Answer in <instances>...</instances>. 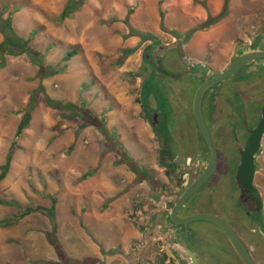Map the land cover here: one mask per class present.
I'll use <instances>...</instances> for the list:
<instances>
[{"label":"rangeland","instance_id":"obj_1","mask_svg":"<svg viewBox=\"0 0 264 264\" xmlns=\"http://www.w3.org/2000/svg\"><path fill=\"white\" fill-rule=\"evenodd\" d=\"M66 3L0 0L2 17H11L20 36L32 38L26 52L7 54L0 68V173L12 155L0 180V200L16 202L0 203V218L19 206L55 202L53 219L40 209L0 229V264H189L185 255L160 263L170 242L149 222L164 221L160 211L168 212L183 192L160 163L167 140L181 163L178 173L184 168L189 173L178 179L185 183L195 176L200 156L189 166L184 162L198 144L193 98L199 82L177 77L187 66L174 50L160 57L162 70L144 62V53L152 60L160 44L178 42L194 64L222 68L243 39L264 34V0H84L62 20ZM71 51L77 54L65 60ZM146 90L153 96L147 100ZM147 101L162 113L172 108L166 111L167 137L151 126ZM30 107L31 120L18 135ZM203 112L210 123L206 95ZM235 135L215 133L218 162L211 183L193 193L180 214L200 198L202 210L212 197L235 208L240 142ZM256 159V182L264 194V139ZM187 228L184 245L201 264H239L214 224L194 220ZM256 258L264 264V243Z\"/></svg>","mask_w":264,"mask_h":264},{"label":"flooded vegetation","instance_id":"obj_2","mask_svg":"<svg viewBox=\"0 0 264 264\" xmlns=\"http://www.w3.org/2000/svg\"><path fill=\"white\" fill-rule=\"evenodd\" d=\"M241 44L242 45L238 47L237 55H234L232 58H230L228 62H226V65L224 67L216 69L212 67L210 63H207L204 66L201 64H194L197 65V68H200L199 71H197L198 69L196 70L186 67L187 69L177 71V77H180V75H189L187 79H197L200 85L207 78H210L215 74L219 73L220 71L226 69L240 55L251 51L264 50V34H261L255 38L243 39V43ZM161 56L162 55L159 54L153 56L152 61L155 62L154 66H158L160 64ZM206 65H208V67ZM209 67H211L212 69V71L210 72H208ZM156 72L157 71H155L154 74ZM227 79H230V83L227 88L223 84L224 81H226L225 79L224 81H221L210 87L204 94V96L206 95L207 98V107L211 111L210 123H207L212 133V136H214L215 133L219 134L225 133L226 131H232L233 134H236L235 137L240 138L238 161V163H240V151L245 146V143L249 138L250 130L255 128L262 118V108L264 106V58H256L244 63L234 72V74H232ZM145 92L146 97H148L146 98L147 100L149 99V96H152V92L150 90H146ZM172 96V94H169L166 99V102L171 106L173 104ZM156 105V102L155 105H151L147 101L146 109L152 113L150 122L151 126L158 127L160 132L164 133L165 137V134H167V132L171 130V128L169 127L170 125L166 124L168 118V113H166V111L170 112L172 111V108L168 107L166 110L164 109L165 113H162L158 108L159 106ZM155 116L156 119L154 118ZM155 121L157 122L156 125L154 124ZM194 121L196 125L195 128L197 129L199 135L198 144H196L195 146V153L193 157H187L184 162L186 163V165L189 166L193 158H196V156H200L199 160L194 163L196 168L193 180L207 166L210 157V154L209 156L204 157V150H206L208 153L209 150L208 148L205 149L203 147L204 139L199 132L195 118ZM163 124L164 126H162ZM169 143L170 142H168V140L165 142L160 163L165 169V174L167 175V177H174L177 186L180 185V187H182V191H184V189L193 180H188L184 183V181L182 182V180L178 179V174H180L181 177H187L189 173L185 171V168L181 170L180 173H178V169L181 163L180 161H178L179 158H176L175 156L171 155L173 151L171 150ZM187 168L189 167H186V169ZM256 168L258 171L257 159ZM214 173L199 189H201L206 183H211V178L213 177ZM151 180H154V178ZM178 180L180 184L178 183ZM254 184L260 192L261 202H259L255 196H252L250 192H248L246 189H241V186L238 185V183L236 182L235 174L234 185L237 192L234 199V209H229L228 207H226L224 201L217 204L215 202V199L212 197L208 198V202L206 203V205H209L210 207L207 210H202L205 207V204L202 198H198L199 200H197L195 205L190 210L184 212L183 214H180V210L183 208L182 207L179 210V216L184 217L193 213L201 212L213 213L222 217L238 233L244 245L249 250L256 262L258 264H261L256 258V250L260 244L264 243V194L261 190V186L256 182V174ZM199 189L196 191H199ZM179 196H176L177 198L175 202L177 201ZM173 205L171 206L168 212L160 211L162 213H159V215L163 216L164 221L153 220L149 222V227L152 230L157 229L165 234V237H161L165 240L164 243H167L168 240L170 242L169 247L166 246L167 253H165V257H162L160 259V263H170L174 258L183 259L185 255L186 258L184 259L189 262V264H192L191 257L189 256L186 250V248L188 247L184 245L185 241H183L182 239V237L188 238V235L186 234V232L188 231L187 224H176L171 220L170 212ZM218 205L225 209L227 215H223L222 208L221 211L218 210ZM211 223L214 224L217 229L225 236L226 243L228 245V248L225 247V250H227L229 254H232L239 262V264H245L236 252L235 248L233 247L232 243L230 242L229 238L224 233V231L215 223ZM194 254L196 255L195 252ZM196 258L198 259L197 255Z\"/></svg>","mask_w":264,"mask_h":264},{"label":"water","instance_id":"obj_3","mask_svg":"<svg viewBox=\"0 0 264 264\" xmlns=\"http://www.w3.org/2000/svg\"><path fill=\"white\" fill-rule=\"evenodd\" d=\"M174 50L179 54L183 63L190 69H198L197 65H194L193 60L187 56V53L183 50L182 45L178 42H174L171 44H160L158 46L157 51L153 53L162 55L165 51ZM264 58V50H257L244 53L237 57L226 69L220 71L214 76L207 78L204 82H202L197 88L194 99H193V114L196 120V124L198 126L199 132L202 135L206 147L209 150V162L204 170L198 174V176L184 189L182 194L178 197L177 201L173 205L170 218L176 224H187L188 222L194 220H208L216 225H218L224 233L229 238L233 247L235 248L238 255L241 257L245 264H258L256 260L253 258L249 250L244 245L242 239L238 235V233L234 230V228L222 217L213 214V213H193L184 217L179 216V210L185 205L186 201L190 198V196L198 190L216 171L217 162H218V151L213 141L212 133L209 129L208 123L206 121L204 112H203V97L205 92L212 87L213 85L224 81L229 78L234 72L242 66L244 63L256 59V58ZM153 60V58H152ZM149 60V57L146 53H144V62L151 61L152 65L155 64L154 61ZM155 68L159 67L161 70V64L158 66H154ZM155 68H152L151 76H153L155 72ZM158 71L160 74L162 71ZM177 72V71H176ZM189 75H180V78H187ZM152 80V77H148L145 79L144 83ZM144 86V87H145ZM148 98V97H146ZM156 119V116L154 117ZM156 122V121H155ZM154 124L156 125L157 122ZM168 136V133H167ZM264 139V106L262 108V118L258 125L250 130V135L245 143V146L240 151V163L236 172V182L241 186V189H246L252 196H255L256 199L261 202L260 192L254 184L255 174L257 171L256 168V156L260 152L262 148V142ZM189 256L191 257L192 264H201L194 252L186 248Z\"/></svg>","mask_w":264,"mask_h":264},{"label":"trees","instance_id":"obj_4","mask_svg":"<svg viewBox=\"0 0 264 264\" xmlns=\"http://www.w3.org/2000/svg\"><path fill=\"white\" fill-rule=\"evenodd\" d=\"M84 0H67V3L60 13V18L63 20L69 17L72 13L80 8V5L83 3ZM228 2L226 3L227 6ZM3 14L0 12V33L3 35V40L0 42V68L5 65V56L7 54L11 55H19L28 50L30 48V43L32 38H25L20 36L14 29L11 17L3 18ZM131 50H127L126 53L128 54ZM77 54V51H71L67 53L65 60H69L73 55ZM52 73H56V70H51ZM48 102L51 104L53 101L48 99ZM56 107L64 106L62 103L60 105L56 104ZM33 107H30L22 116L21 122L19 124L17 134L19 135L25 128H27L30 120H31V112ZM11 153L8 154L6 161L1 166V173H0V180L4 179L10 169L11 166ZM2 204H16V202H8L6 200H0ZM20 210L14 213L10 217L0 218V228L1 227H9L14 225L20 218L25 217L26 215L38 211L40 209H44L49 212L52 219L55 216V202L51 207H43V206H19ZM51 262V261H46Z\"/></svg>","mask_w":264,"mask_h":264},{"label":"crops","instance_id":"obj_5","mask_svg":"<svg viewBox=\"0 0 264 264\" xmlns=\"http://www.w3.org/2000/svg\"><path fill=\"white\" fill-rule=\"evenodd\" d=\"M34 212H36V211H34ZM32 213H33V212H32ZM30 214H31V213H30ZM28 215H29V214H28ZM26 216H27V215H26ZM1 228H2V227H1ZM1 228H0V229H1ZM91 246H92V245H91Z\"/></svg>","mask_w":264,"mask_h":264}]
</instances>
